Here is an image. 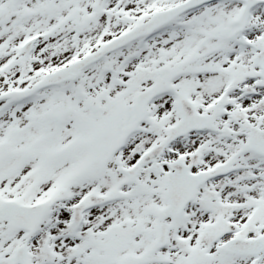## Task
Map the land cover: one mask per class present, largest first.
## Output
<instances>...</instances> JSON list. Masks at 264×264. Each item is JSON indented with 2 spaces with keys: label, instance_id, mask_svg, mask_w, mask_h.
Instances as JSON below:
<instances>
[{
  "label": "snow or ice",
  "instance_id": "snow-or-ice-1",
  "mask_svg": "<svg viewBox=\"0 0 264 264\" xmlns=\"http://www.w3.org/2000/svg\"><path fill=\"white\" fill-rule=\"evenodd\" d=\"M0 264H264V0H0Z\"/></svg>",
  "mask_w": 264,
  "mask_h": 264
}]
</instances>
